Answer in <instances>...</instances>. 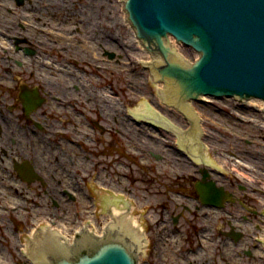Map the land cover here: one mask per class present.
<instances>
[{"label": "flooded vegetation", "instance_id": "af4514ba", "mask_svg": "<svg viewBox=\"0 0 264 264\" xmlns=\"http://www.w3.org/2000/svg\"><path fill=\"white\" fill-rule=\"evenodd\" d=\"M52 1L0 0V195L18 193L16 179L44 189L42 215L56 222L87 185L84 150L92 153L117 124L127 136L132 120L147 121L132 116L131 66L127 55L115 56L114 37L101 34L91 10ZM260 119L245 124L255 132L192 133L199 140L186 148L175 136V264H264ZM69 220L76 224L77 211ZM153 249L162 256L168 248Z\"/></svg>", "mask_w": 264, "mask_h": 264}, {"label": "rangeland", "instance_id": "374dc122", "mask_svg": "<svg viewBox=\"0 0 264 264\" xmlns=\"http://www.w3.org/2000/svg\"><path fill=\"white\" fill-rule=\"evenodd\" d=\"M91 1L92 3L90 0H66V4L81 9L84 13L88 11L86 7L89 5L91 6V8L88 7L89 10L95 7L96 10H93L92 15L95 21L99 22L101 34L105 32L114 37L115 56L117 58L119 54L128 56L132 72L129 77L131 89L126 95L131 99L132 111L143 102H147L150 106L153 104L157 117L158 113L164 114L179 126L187 128L189 122L186 117L163 103L159 90L163 87V83H155L148 69L137 63L138 57L150 58V56L140 44L139 47L137 43H134L133 29L125 21L121 1ZM96 1L102 2L103 6H93ZM47 2L48 0H45V4H48ZM35 3L39 2L35 0ZM66 21H78V18ZM53 23L56 24L54 19ZM178 49L188 61L195 62L200 58L198 52L184 44L178 45ZM127 58L119 65H127ZM136 93L142 94V98ZM118 94L123 101L124 94L120 92ZM194 107L203 119L202 132L206 133L255 132L254 126L245 125L249 122L247 119H260L263 115V109L259 106L255 104L243 106L230 98H207L204 103L194 102ZM137 120L140 121V118ZM147 121L150 124L149 122L147 125L138 124L134 120L130 124L137 128L159 129L160 135H152L151 129L144 128L145 134L141 131L142 133L134 137L129 131L127 136H123V126L117 124L114 132L109 131V134L104 137L100 135L98 143L92 147V153L84 150V161L87 162L84 166L89 165L91 169L80 177L87 182V185L80 188L77 204L65 205L67 208L62 213L64 216H60L64 217L62 220L53 222L42 215L47 209L44 189L26 188V184L17 179L16 181H20L18 193L11 189H2L4 193L0 195V205L10 209L0 208V264H34L28 254L23 252V245L27 242L28 231L33 230L40 222L38 213L44 218L42 226L45 227L47 223L53 226L59 224L58 227L68 235H73L82 224L88 223L91 224L94 233L103 234V229L111 218L104 212L99 196L102 184L107 187L106 190L104 189L105 193L101 194L104 198L118 191L129 199L132 197L133 204L137 208H142L144 213L146 210L143 214L138 209L139 211L135 214L140 220L141 229L146 234L149 245L147 248H151L148 256L140 255L139 264H175L173 256L175 252L171 249L175 248V227L172 224V217L175 215V136L172 132H168L170 129L158 126L150 119ZM241 122L243 124H240ZM262 124L264 123H260ZM77 160L81 161L80 158ZM12 206L19 207V210L11 209ZM50 209L53 210V208ZM83 210H85L84 215ZM76 211L78 221L72 224L69 218L73 217ZM153 248L168 249H164L162 256H156Z\"/></svg>", "mask_w": 264, "mask_h": 264}, {"label": "water", "instance_id": "95a60500", "mask_svg": "<svg viewBox=\"0 0 264 264\" xmlns=\"http://www.w3.org/2000/svg\"><path fill=\"white\" fill-rule=\"evenodd\" d=\"M120 1L136 37L152 54L138 57L137 63L149 60L142 65L150 69L155 83H163L159 88L163 103L191 123L186 135L180 134L181 126L164 114L169 122L159 120L158 114V125L178 134L185 148L199 140L192 133H202L201 117L189 101L204 102V97L264 101V0ZM170 37L200 58L186 60ZM24 172L26 176L29 171ZM103 235L85 226L70 245L59 232L46 228L25 246L34 264H139L146 237L127 215L113 220Z\"/></svg>", "mask_w": 264, "mask_h": 264}, {"label": "bare ground", "instance_id": "6f19581e", "mask_svg": "<svg viewBox=\"0 0 264 264\" xmlns=\"http://www.w3.org/2000/svg\"><path fill=\"white\" fill-rule=\"evenodd\" d=\"M90 2L92 3L91 0H90ZM52 4L69 5V4H66V0H64L63 2H61L60 0H54V1H52ZM93 4H94L93 6H98V7L99 6L100 7L103 6L102 2H97L96 1ZM88 7L91 8L90 5ZM88 7H86V8L88 9ZM94 9L96 10V8L93 7L91 9V12H93ZM125 21H126V15H125ZM126 23L129 24L128 21H126ZM132 29H133V41H134L135 44L137 43V45L139 46L140 43L137 40L138 38L136 37V30L134 28H132ZM170 40L173 43V45L175 46V48H177L178 52L183 56V54L178 49V45H182V44H178L174 37H170ZM147 54L150 56V58H152V54L151 53H149L147 51ZM148 71H149V73L151 72L150 69H148ZM150 75H151V73H150ZM189 104L190 105H194V101L193 100L189 101ZM250 104H255V105L259 106L260 108L264 109V102L262 100H250L249 105ZM131 113L133 114V117H135V119H139V118L150 119V120L153 121L154 124L158 125V117L156 115L157 112H155V107L153 106V104H151V106H150V105H148L147 102H143L137 109H135L134 111H131ZM202 123H203V119H201V125H202ZM161 126L167 128L164 125H161ZM144 128H146V127H144ZM144 128H137V127H135L133 125H130L129 126V131H131L133 136L136 137V135H139V133L143 132L145 134ZM146 129H151V131H152L151 133H153L152 135H156V136L160 135V130L159 129H155L153 127H148ZM172 133L178 138V134H176L173 131H172ZM181 146L184 147V145H181ZM105 188H107V187L102 184L99 196L101 197L100 199L102 200V204H103V207H104V212L109 214L111 219H110V222L106 223V225H105V227L103 229L104 230L103 232L105 233V231L110 226V224L112 223L113 220L127 215L128 218L133 222V224L135 225V227L137 228V230L139 231L141 236H144V233L142 232V229H141V223L139 222L140 220L135 216V214H137V212L139 210L138 209L135 210V208L131 206V204L129 202V198L126 197L123 194H120L118 191H116L115 194H113V195L110 194L108 196H105V198H104L103 195H101V194L105 193V190H106ZM11 190H14V189H11ZM108 191L109 190H107V192ZM42 221L43 220L41 219L40 222H38L39 224L37 226H35V228H33V230L28 231V236L26 237L27 241L30 240L31 238H33L34 236H36L37 234H39L40 232H42L43 230H45L46 228L51 230V231H54V232H59L66 239V241L70 245H73L76 233L79 230H81L83 227L87 226V228L90 230V232L94 233V231L92 230V226L89 223L88 224H84L81 228L77 229L76 232L73 233V235H68V234L64 233L59 227H56V226H53V225L49 226L48 225L49 223H47V225L45 227L42 226V224H43ZM143 244H144V246H143V251H144V248H146V244H147L146 239H144ZM23 252L28 254L25 244L23 245Z\"/></svg>", "mask_w": 264, "mask_h": 264}]
</instances>
